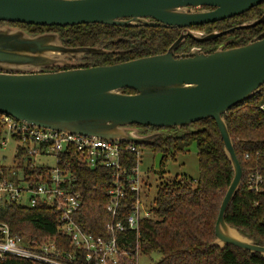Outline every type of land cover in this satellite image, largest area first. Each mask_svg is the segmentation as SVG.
<instances>
[{
  "label": "water",
  "instance_id": "water-1",
  "mask_svg": "<svg viewBox=\"0 0 264 264\" xmlns=\"http://www.w3.org/2000/svg\"><path fill=\"white\" fill-rule=\"evenodd\" d=\"M262 3L264 0H0V22L59 28L97 24L184 29L221 22ZM263 22L264 15L230 31ZM230 31L204 37L182 33L162 55L112 66L43 72L109 52L98 47H65L55 33L30 36L5 25L0 27V114L66 135L139 146L152 145L162 133L141 136L135 126L179 130L211 119L233 178L220 204L210 246H230L264 259L263 246L225 223L243 173L222 117L264 86V33L242 47L218 48L211 54L195 50L186 56L173 54L186 38L211 42ZM124 90L133 93L124 94ZM163 157L162 153L155 155L154 171H160Z\"/></svg>",
  "mask_w": 264,
  "mask_h": 264
},
{
  "label": "trees",
  "instance_id": "trees-1",
  "mask_svg": "<svg viewBox=\"0 0 264 264\" xmlns=\"http://www.w3.org/2000/svg\"><path fill=\"white\" fill-rule=\"evenodd\" d=\"M261 12L256 14V10H253L248 18H257ZM7 24L33 29L31 35L37 34L35 31L57 32L65 47H98L109 52L85 56L83 62L86 68L112 66L162 55L181 35L178 29L161 27L120 28L93 24L59 28ZM225 28L219 27V30ZM260 29L259 26L234 31L230 29L225 36L207 44L214 46L225 37H233L236 42L232 47H242L250 43L253 37L260 36L261 34L257 35ZM123 93L131 94V91L124 90ZM263 106L264 86L259 94L248 102L231 108L222 117L243 173L241 186L226 211L225 223L253 244L264 247V191L254 193L247 187V175L256 167L254 155L264 154ZM147 128L162 135L152 145H135L136 148L140 150L139 147H147L153 156L162 153L164 160L168 155L174 158L177 154L184 153L194 144L197 151L198 177L192 179L182 176L162 184L157 191L154 205L150 208L152 218L141 222L137 237L132 234L127 236L126 246L130 245L131 250L137 246L140 255L158 254L160 257L156 264H264V259L258 254L230 246L224 249L210 246L215 240L214 228L220 204L233 178V171L224 154L215 123L208 119L179 130ZM3 136L4 124L0 114V141ZM247 155L250 158L245 159ZM124 159L126 162L123 166L127 170L134 167L133 156L126 155ZM12 161L13 166L10 169L30 183L38 182L39 176L48 171L41 167L29 169L30 160L22 146L17 147ZM23 164L27 167H23ZM72 169L77 178L75 190L82 201L74 220L89 233L104 236L109 221L105 207L108 201L106 194L111 186V171L104 168L90 170L80 165H75ZM158 173H162L161 167ZM133 202L134 197L128 194L122 202L125 212L130 210ZM59 216L57 210L44 206L29 209L15 204H0V224L8 227L12 237H18L25 243L37 244L55 240L60 247L68 249V240L58 236L56 232ZM0 264L35 263L7 257Z\"/></svg>",
  "mask_w": 264,
  "mask_h": 264
},
{
  "label": "built area",
  "instance_id": "built-area-1",
  "mask_svg": "<svg viewBox=\"0 0 264 264\" xmlns=\"http://www.w3.org/2000/svg\"><path fill=\"white\" fill-rule=\"evenodd\" d=\"M2 122L4 136L0 150L13 143L14 157L17 147L22 146L30 160L29 169L41 167L48 171L39 176L38 182L30 183L17 176L15 170H5L7 167L0 165V204H15L29 209L44 206L57 210L60 216L56 232L68 240V249L60 247L55 240L42 244L25 243L18 237H12L8 227L0 224V261L10 257L35 264H138L139 249L136 246L131 250L130 245L126 246L127 236L137 237L141 222L152 218L150 209L145 208L141 200V151L133 144L66 135L7 116H2ZM126 155L135 159L130 170L123 166ZM42 157H52L54 167L39 164L38 159ZM254 159L256 167L247 175V187L249 191L258 193L264 191V154L256 153ZM75 165L111 171L105 207L109 221L104 236L89 233L74 220L82 205L75 190L77 178L72 169ZM23 167L27 165L23 164ZM128 194L134 197V202L125 212L122 202Z\"/></svg>",
  "mask_w": 264,
  "mask_h": 264
},
{
  "label": "rangeland",
  "instance_id": "rangeland-1",
  "mask_svg": "<svg viewBox=\"0 0 264 264\" xmlns=\"http://www.w3.org/2000/svg\"><path fill=\"white\" fill-rule=\"evenodd\" d=\"M5 25L11 26L17 30H21L30 36H36L46 33H53V34L55 33L59 35V33L57 32L48 31V30H44L40 32L35 31V33L37 34L31 35V33H33V29H23L19 26L10 25L6 23L0 24V27H3ZM192 33L196 34L199 37L200 35L204 34L197 32H192ZM79 59L84 60V57H81ZM14 148H15V144L9 143L5 150H0V165L6 166L7 168H11V166H13L12 156L14 154ZM139 148L141 151L140 170L143 180L141 200L145 208L150 209L153 207L157 191L162 184L180 179L182 176H187L192 179H197L198 160H197V151L194 144H192L184 153L177 154L174 158H171V156L169 155L166 156L161 165V172H162L161 174L154 171L153 169V162L155 156H153L151 150L148 149L147 147H139ZM38 162L39 164L47 165L49 168L54 167V161L52 157L39 158ZM159 257L160 256L158 254H151L149 256L139 255L137 262L138 264H156V262L159 260Z\"/></svg>",
  "mask_w": 264,
  "mask_h": 264
},
{
  "label": "flooded vegetation",
  "instance_id": "flooded-vegetation-1",
  "mask_svg": "<svg viewBox=\"0 0 264 264\" xmlns=\"http://www.w3.org/2000/svg\"><path fill=\"white\" fill-rule=\"evenodd\" d=\"M202 9L208 10V8H202ZM253 10H256V14H258L259 11H262V12L257 18L249 19L248 14H252ZM263 15H264V3L260 4L259 6L255 7V8H252L250 11H248L242 15H239V16H236V17H233L230 19H226V20L221 21V22H217L214 24L201 25V26H194V27L184 28V29H178L179 35L182 33H186V32H197V33H204V34L200 35V37H204V36H207L211 33L225 32V31H228V30L233 29L235 27H239L240 25L251 24L252 22L260 19ZM2 24H4V23H2ZM261 24H263V26ZM261 24L257 25V26H259V28H261L260 32L257 35L264 33V22ZM229 25H231V26L228 27ZM219 27H226V28L219 30ZM255 38H256V36L253 37L252 39L254 40ZM211 42H213V41H211ZM234 42H236V41L234 40L233 37H225L223 40L219 41L216 45L213 46L212 44H207L208 42H201V41L193 40L191 38H186V40L182 43V45L178 49H176L173 52V54L175 57L186 56L191 51H194V50L198 51L200 53H203V54H211L214 51H216L218 48H224V49L234 48V47H232ZM77 68H79V69L80 68H86L85 63L83 62V59L75 60L74 62H72V65H70L68 67H62V68L52 67V68H48V69H43V72H58V71H65V70H73V69H77ZM132 93L133 92L131 91V94ZM137 129L139 130L141 136H148V135L155 133L154 131L148 130L147 127L137 128Z\"/></svg>",
  "mask_w": 264,
  "mask_h": 264
}]
</instances>
